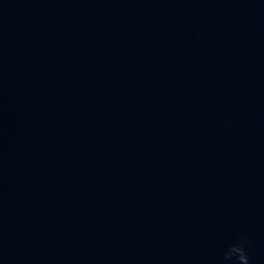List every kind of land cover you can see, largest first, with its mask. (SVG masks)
<instances>
[{
	"label": "water",
	"instance_id": "1",
	"mask_svg": "<svg viewBox=\"0 0 264 264\" xmlns=\"http://www.w3.org/2000/svg\"><path fill=\"white\" fill-rule=\"evenodd\" d=\"M264 264V0H0V264Z\"/></svg>",
	"mask_w": 264,
	"mask_h": 264
},
{
	"label": "clouds",
	"instance_id": "2",
	"mask_svg": "<svg viewBox=\"0 0 264 264\" xmlns=\"http://www.w3.org/2000/svg\"><path fill=\"white\" fill-rule=\"evenodd\" d=\"M236 259V264H249V256L243 243H237L230 246L226 253V259Z\"/></svg>",
	"mask_w": 264,
	"mask_h": 264
}]
</instances>
